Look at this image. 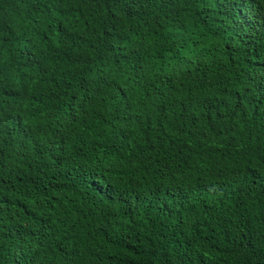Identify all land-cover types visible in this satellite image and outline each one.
<instances>
[{
    "label": "trees",
    "instance_id": "16d2710c",
    "mask_svg": "<svg viewBox=\"0 0 264 264\" xmlns=\"http://www.w3.org/2000/svg\"><path fill=\"white\" fill-rule=\"evenodd\" d=\"M0 264H264V0H0Z\"/></svg>",
    "mask_w": 264,
    "mask_h": 264
},
{
    "label": "snow or ice",
    "instance_id": "6c2138e0",
    "mask_svg": "<svg viewBox=\"0 0 264 264\" xmlns=\"http://www.w3.org/2000/svg\"><path fill=\"white\" fill-rule=\"evenodd\" d=\"M0 70H2V65H0Z\"/></svg>",
    "mask_w": 264,
    "mask_h": 264
}]
</instances>
